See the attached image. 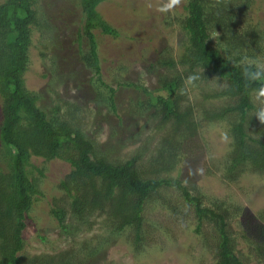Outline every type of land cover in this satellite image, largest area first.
Listing matches in <instances>:
<instances>
[{
  "label": "trees",
  "instance_id": "obj_1",
  "mask_svg": "<svg viewBox=\"0 0 264 264\" xmlns=\"http://www.w3.org/2000/svg\"><path fill=\"white\" fill-rule=\"evenodd\" d=\"M78 1L84 16L78 33L81 61L92 71L93 79L108 89V95L99 92L98 102L117 113L116 90L102 79L99 50L103 37L118 39L121 34L100 12L104 0ZM185 2L186 17L181 22L185 40L179 57L167 55L158 61L169 70L180 68L176 76L160 80L158 92L167 95L155 96L138 84L121 83L148 97L138 106L143 112L154 110L159 120L156 129L165 132L152 148L143 145L121 161L98 153L86 136L82 111L76 105L46 111L38 105L40 96L27 89L33 33L42 27L39 0L0 4V264H93L102 250L121 238L141 253L148 240L145 209L158 202L177 218L186 219L192 213L197 235H202L204 227L211 229L214 264H264V209L250 215L225 201H210L171 177L179 165L206 151L196 109L183 95L184 82L192 74L200 77L196 85L217 86L202 92L201 120L210 125L226 124L231 139L227 155L214 165L216 172L229 183H237L245 175L264 177V125L252 116L255 105L251 95L264 81L249 85L243 75L249 62L264 52V30L260 31L250 15L255 0ZM84 39L88 41L86 51ZM250 70H255V65ZM219 100L229 102L212 105ZM208 102L210 107L205 106ZM32 158L61 160L71 166L58 185L70 211L59 207L51 211L61 235L74 239L91 232L99 220L107 235L94 245L86 240L73 242L72 247L54 255L24 254L27 217L42 194L43 171L39 178L33 176L29 170ZM206 173L214 174L210 167ZM173 191L183 201L182 211L174 206L179 200L170 201ZM233 225L238 227L237 236ZM240 242L249 256L239 249Z\"/></svg>",
  "mask_w": 264,
  "mask_h": 264
},
{
  "label": "rangeland",
  "instance_id": "obj_2",
  "mask_svg": "<svg viewBox=\"0 0 264 264\" xmlns=\"http://www.w3.org/2000/svg\"><path fill=\"white\" fill-rule=\"evenodd\" d=\"M4 1L0 0V4ZM111 1L104 0L99 10L121 37H103L99 55L102 79L116 90L117 113L98 102L99 92L108 95V89L93 79L92 71L81 61L78 33L84 16L78 0H39L42 27L33 33L25 81L27 89L40 96L38 105L43 110L64 108L67 104L81 109L84 131L95 143L98 153L112 161H121L129 159L143 145L152 148L165 132L156 129L159 120L153 115L154 110L143 112L138 106L148 97L141 90L121 86V83L138 84L155 96L167 95L165 91L158 92L160 80L166 76H176L180 68L179 71L169 70L160 66L158 61L167 55L175 59L179 57L185 40L181 22L186 17V2L183 0L181 6L172 12L161 13L158 9L167 0H113L118 4ZM250 15L263 31L264 0H255ZM82 48L84 51L89 48L86 39ZM255 62L264 64V52L259 53ZM210 87L217 88L215 83L183 88V95L196 109V121L201 122L200 138L206 151L179 165L171 177L179 178L210 201H225L245 209L250 215H256L264 209V177L245 175L237 183H229L214 168L227 155L231 139L226 124L210 125L201 120L198 111L204 104L202 92L211 91ZM227 102L219 100L212 102V105L217 107ZM210 105L209 102L205 104L206 107ZM224 134L228 136L227 141L222 139ZM206 167H210L214 174L208 175ZM29 170L37 178L40 177L39 171H43V178L40 186L42 194L36 197L27 217L24 233L26 256L54 255L72 247L73 242L79 244L83 240L94 245L99 238L107 235L102 220L97 219L91 232L80 233L74 239L61 235L51 211L56 207L70 211L58 188L71 172L68 163L32 158ZM174 193L170 201L179 200L178 205L174 206L182 211L185 208L183 201ZM145 218L148 240L147 247L141 253H137L126 239L121 238L102 250L93 264H214L210 249L213 232L204 227L202 235H197V221L192 213L186 219L177 218L158 202L146 207ZM231 228L237 236V225ZM239 249L249 256L242 243ZM252 263H255L254 259Z\"/></svg>",
  "mask_w": 264,
  "mask_h": 264
},
{
  "label": "clouds",
  "instance_id": "obj_3",
  "mask_svg": "<svg viewBox=\"0 0 264 264\" xmlns=\"http://www.w3.org/2000/svg\"><path fill=\"white\" fill-rule=\"evenodd\" d=\"M182 2L183 0H167V2L164 3L163 6L158 10L161 13H169L181 6ZM148 6L151 7V4H149ZM251 65H255V70H250ZM243 75L249 85L257 81H264V64H256L255 61H250L249 67L244 69ZM199 79L200 77L198 74L189 75L184 82L185 89L195 87L196 81H198ZM251 95L253 97V103L255 105L252 116L255 117V119L261 125H264V84H262L258 88L252 89ZM222 139L224 141H227V134H224Z\"/></svg>",
  "mask_w": 264,
  "mask_h": 264
}]
</instances>
